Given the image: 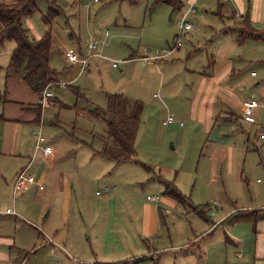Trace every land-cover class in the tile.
Masks as SVG:
<instances>
[{"label": "rangeland", "instance_id": "rangeland-1", "mask_svg": "<svg viewBox=\"0 0 264 264\" xmlns=\"http://www.w3.org/2000/svg\"><path fill=\"white\" fill-rule=\"evenodd\" d=\"M58 1L64 12L50 24L54 46L61 49L51 67L62 71L67 61L61 57V50L63 53L66 49L74 50L80 37L81 41H89V26L96 28L98 25L112 35L119 34L113 41L111 37L112 43L105 52L118 62V67L112 66L110 61L99 66L95 60L92 64L89 62L92 76L85 74L77 83L86 97L78 101V115L71 107L75 104L71 87L55 86L54 91L65 94L68 106L60 111V105L52 101L44 109L41 143L58 144L56 139H66L64 133L75 132L77 137L91 144L89 148L79 147L84 157L90 156L108 139L107 125L101 114L107 108L108 93H123L144 105L133 160L117 164L97 155L90 161L77 162L78 173L84 175L73 180L71 217L67 224H72L76 217L80 219L86 212L82 210L85 206H102L109 195L108 208L100 209L101 214L96 217V221L105 222V226L98 231L86 226L90 239L85 242L86 246L83 245L84 250L89 248L91 252V245L94 247L101 240L104 248L123 251V254L117 252L104 260L108 262L148 256L143 264H264V139L259 137L261 127L245 123L238 106L229 110L236 115L233 120L217 118L195 122L187 117L189 102L180 105L175 100L170 101L167 95V92H173L180 101L183 97L192 99L194 96V87L191 89L185 84L179 87L180 81L174 77L182 67L178 71L176 67L163 65L161 60L155 61L157 66L154 61H131L127 51L125 53L128 48V52L138 58L145 55V49L173 46L180 31L179 21L194 0H183L184 5L178 11H173L169 4L154 5V0ZM219 3L225 5L220 12ZM48 7L47 0L37 1V13L45 14ZM227 7L234 10L232 1H195L189 17L194 28L182 35L180 50L192 52L193 46L200 50L194 48L195 53L185 61L183 68L195 71L194 74L207 71L212 54L230 47L213 44L232 38L231 33L239 36L237 28L228 29L227 35L221 29L223 22L239 24V19L234 22L231 14L225 13ZM235 17L239 15L235 14ZM243 22L246 27L247 23ZM31 33L29 35L33 37ZM255 42L259 41L250 40L247 44ZM127 44L131 46H124ZM13 47L15 43L8 40L0 48L2 67L8 66ZM235 47L230 53L237 70L233 77L235 81H226L224 86H229L227 90L231 92V88L235 89L240 98L243 96L238 100L242 102L252 95L264 93V46ZM142 61L148 63L147 67ZM4 76L0 69V97H3L0 113L7 103L4 102ZM186 77L187 81H193L191 75ZM174 79V84H170ZM258 81L261 83L257 84ZM96 107L100 110L99 117L88 112ZM169 115H173L175 121L164 124ZM256 117L264 124L263 109L257 110ZM25 129L21 142L28 150L34 140L32 129L35 128ZM59 132L63 133L57 135ZM77 179L81 183L80 189ZM164 180L173 182L184 195L185 202L180 203L166 194ZM19 192H13V197L16 198ZM153 194L159 195L160 199L148 200ZM31 198L34 201L41 199L39 195ZM194 205L201 206L196 208L205 212L195 210ZM35 233L39 234L36 229ZM38 243L56 250L51 264H63L61 250H65V244L59 238L41 237Z\"/></svg>", "mask_w": 264, "mask_h": 264}, {"label": "crops", "instance_id": "crops-1", "mask_svg": "<svg viewBox=\"0 0 264 264\" xmlns=\"http://www.w3.org/2000/svg\"><path fill=\"white\" fill-rule=\"evenodd\" d=\"M228 1H232L234 10L227 7V12L225 13L231 14L234 22L239 19V24L234 23L231 25L229 22H223V27L221 29L225 31V35H227L228 29L232 31V27L237 28L240 34L237 36L231 33L229 36L232 38L221 40L213 44V46L230 47L216 54L219 56L218 59L216 55L212 54L213 57L209 59V64L206 67L207 71L194 74L195 71L183 68L185 61H188L195 51L200 50L195 46H193L192 52L189 51L186 53L180 50L181 47H179L177 48L178 50L176 49L171 54L158 59L159 61H163V65L176 67L177 69L182 67L181 71L178 69L180 73L174 76L180 81L179 87L183 84L191 89L194 87V96L192 99L190 97H183L184 100L181 101L174 96L173 92L168 94L166 87L165 90L170 101L175 100L180 105H184L185 102L190 103L186 112L187 117L193 119L195 122H205L217 118L223 121L234 119L236 116L235 113L229 110L232 109V106H238L241 110V103L247 99L238 102L243 96L240 98L239 96L241 95H239L235 89L231 88L233 90L231 92L227 90L229 86H224L226 81L231 80L234 82L235 80L233 77L237 73L235 61L231 59L230 53L235 50V46H264L263 37L248 35L250 32L264 34V0ZM219 7H221L219 10L220 12L225 8V5L219 3ZM33 14L32 19H26L25 26L28 28L29 33L32 32L33 38L40 39L47 31L48 25L43 21L42 13H37V11H35ZM235 14L239 15V17H235ZM243 21L247 23L246 27L243 26ZM89 27L88 36H90V40L86 42L81 41L80 37L77 46L71 51L78 53L80 56H86L88 42L95 41L97 42L98 48L95 52L96 55L92 56L89 62L92 64L95 60L97 66L105 61H110L112 63L114 59L107 56L105 52H107V46L112 43L114 37L116 38L119 34L115 32V34L112 35L108 29H103L100 25L96 26V28L94 26ZM111 37H113L112 41H110ZM250 40L259 42L247 44ZM124 46L127 47L131 45L127 44ZM58 47L59 46H54V39L52 36V48L54 53L51 57L50 64H52L53 58L57 57V53L60 52L61 48ZM160 47L164 49L171 46ZM14 48L15 47H13V49ZM126 49L125 53L127 51L129 60H144L143 57L145 55L134 58L133 55L128 52V48ZM169 56H171V59ZM61 57L67 61L65 53H63L62 50ZM10 60L11 55L8 66L2 67L0 64V69H3L5 74L4 102H7L4 105L3 112L0 113V264H51V259L57 255L55 252L56 250H51L49 246H39L41 242L38 243L41 237L47 238L49 236L59 238L65 244V250H61L64 256L63 264H94L98 261L107 260V258L117 254V252L123 254L122 250L118 251L116 248H104L101 240L98 245L94 247L91 245V252L89 248L84 250L83 247V245L86 246L85 242H89L90 239V235H87L85 231L87 230L86 226L88 229L94 228L95 231L105 226V222L96 221V217L101 214L100 209L105 211V209L108 208L106 202L109 195L105 197L106 200H104L105 202H103L104 204L102 206L95 205L90 208L85 206L86 208L84 207L82 209L86 211L85 214H82L80 219L76 217L72 224H67L71 217L73 180L76 181L75 177L82 174V172L78 173L79 167L77 162H81L85 159L90 161L92 156L101 154L98 151H94L90 156L84 157L82 155L83 150L80 149L79 152V147L86 146L89 148L91 144L77 137L75 132H69V135L64 133L67 135L66 139H56L55 141H57L58 144H52V142L42 144L41 142L43 139H40V137L43 138L42 116L44 109H46L48 105H51L52 101L60 105V111L68 106L65 104V94L54 91L55 86H60L64 89L71 87L75 99V104L71 107L75 108L77 115L80 114L78 110V101L86 99V97L77 83L85 74L91 73L90 75L92 76L91 64L89 68L83 69L80 63L71 65L67 61L62 71L58 72L55 70L59 82L55 85H51L54 97L49 99L48 105L42 107L40 104L42 94H36L23 80L22 74H15V72H12ZM144 61H142L143 65L146 66L148 63ZM156 64H158V62L154 63L155 66H157ZM190 75L193 77V81H187L186 76ZM174 81L175 79L169 83L174 84ZM259 83H261V81L257 82V84ZM108 94L110 95V93ZM111 94L124 95L123 93ZM236 96L238 98L237 101L235 100ZM252 97L261 98L264 97V93L258 96L252 95L250 98ZM0 99L3 101L2 96ZM224 105L226 106L225 110L222 109ZM259 109L264 110V108L256 109L254 112L255 117ZM92 111L88 110L89 114H91L90 112ZM217 112L220 113L216 114ZM56 124H58V122H56ZM248 124H258L257 128L264 125L259 122L257 117L255 123ZM35 126H37V128ZM25 127L35 128L32 129L34 140L31 141L28 150L23 147L21 142V137L26 130ZM62 133L63 132H59L56 134L61 135ZM37 145L43 147L50 146L52 148V153L44 155L42 152H38L36 150ZM24 169H27L31 182L23 189H16L18 174ZM77 181L79 182V179H77ZM80 185L81 183L78 185L79 189ZM40 186H42V188ZM18 190H20L19 194H17L16 198L13 197V192H17ZM37 195H39L41 199L36 198V201L32 200L31 197L35 198ZM30 200L32 201L29 202ZM58 201H60V204ZM55 207L56 212L55 215H53ZM8 209L15 213H8ZM47 210L48 212H46ZM18 216L19 218H17ZM34 225L39 226L42 231L39 227H35ZM35 229L38 231V235H36ZM96 239L99 240L98 238ZM48 240H51V238H48ZM22 256L24 257L23 259ZM130 258L132 257H127L126 259Z\"/></svg>", "mask_w": 264, "mask_h": 264}, {"label": "trees", "instance_id": "trees-1", "mask_svg": "<svg viewBox=\"0 0 264 264\" xmlns=\"http://www.w3.org/2000/svg\"><path fill=\"white\" fill-rule=\"evenodd\" d=\"M37 1L12 0L5 2L0 0V48L8 40L15 43L10 60L12 72L22 74L23 80L32 90L41 95L47 86L59 82L56 71L50 65L54 53L50 23L64 10L57 0H47L49 7L47 12L42 15V19L48 25V29L40 39H35L29 35L25 19L37 11ZM159 3L171 5L173 11L182 9L184 5L183 0L153 1L154 5ZM248 35L264 38V34L255 32H250ZM143 112L144 105L140 100L131 99L122 94H110L107 108L101 113L107 125L108 139L98 152L117 164L133 160L136 157V138ZM90 113L96 117L101 116L99 108ZM164 182L167 195L180 203L185 202L184 195L173 185V182L168 180H164ZM196 207L202 208L201 206L194 205V209L201 213L205 212L204 209ZM147 259L148 256H136L114 262L98 261L94 264H143Z\"/></svg>", "mask_w": 264, "mask_h": 264}, {"label": "built area", "instance_id": "built-area-1", "mask_svg": "<svg viewBox=\"0 0 264 264\" xmlns=\"http://www.w3.org/2000/svg\"><path fill=\"white\" fill-rule=\"evenodd\" d=\"M228 1V0H224ZM194 3L192 2L189 9L182 15V19L180 20V31L179 34L176 35V38L174 40V45L169 48H162V49H145V56L143 59L147 62H152L155 60H158L162 58L163 56L171 54L174 50L182 46L181 37L182 35L190 32L194 28V24L190 21L189 17L192 16V13L194 11ZM98 45L95 41L88 42L87 45V54L86 56H80L78 53L67 50L65 52V57L67 61L71 65H75L77 63H80L83 69L89 68V60L92 56L96 55L95 52L97 51ZM113 61V66L117 67L118 62L116 60ZM54 97V93L51 90V85L47 86L45 90L43 91L41 95V106L45 107L49 104V99ZM258 108H264V97L257 98L252 97L247 100H244L241 103V118L243 121L247 123H255L256 117L254 115V112ZM175 121V117L173 115H169L165 120L164 124H171ZM183 123L181 122V125ZM260 139H264V125L261 127V132L259 134ZM42 140L43 138L40 137ZM36 150L39 152H42L44 155H48L52 153V148L50 146H40L37 145ZM31 182L30 175L27 173V169L22 170L17 177L16 181V189H23L25 188L29 183ZM42 188V186H40ZM160 199V196L157 194L149 195L148 200L150 201H158ZM8 213H15L14 211L8 209Z\"/></svg>", "mask_w": 264, "mask_h": 264}]
</instances>
